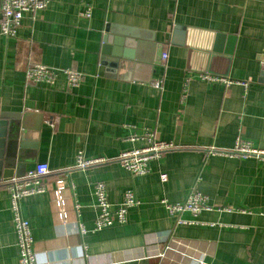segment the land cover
Masks as SVG:
<instances>
[{"label": "crops", "instance_id": "1", "mask_svg": "<svg viewBox=\"0 0 264 264\" xmlns=\"http://www.w3.org/2000/svg\"><path fill=\"white\" fill-rule=\"evenodd\" d=\"M47 1L14 38L0 34V264L19 260L6 184L40 163L45 191L17 202L37 264H264V160L208 152L237 139L264 151V0ZM210 33L234 36L232 54ZM29 66L58 74L27 83ZM65 70L82 75L77 86ZM146 133L175 149L134 176L117 158ZM79 156L108 163L63 176ZM98 183L113 208L126 191L139 205L94 231ZM193 193L208 207L196 216L162 204Z\"/></svg>", "mask_w": 264, "mask_h": 264}, {"label": "built area", "instance_id": "2", "mask_svg": "<svg viewBox=\"0 0 264 264\" xmlns=\"http://www.w3.org/2000/svg\"><path fill=\"white\" fill-rule=\"evenodd\" d=\"M47 0H0V34L6 39H12L16 36L18 29L21 26L24 15L35 13L46 8ZM160 62L166 60V54H162ZM70 87H75L82 79V75L76 71L65 70L62 72ZM56 71L43 66H29L25 72L27 83H53ZM206 81H214V77H203ZM145 138L147 145L138 150L126 151L119 154L117 163L124 170L130 172L134 176L144 175L148 171L149 163L162 156L163 153L175 149V145L170 142L156 141L152 133H146ZM211 154H217L229 157L249 158L253 157L259 160H264V151L252 148L248 143L237 139L234 146L230 150H218L211 148ZM108 159L105 158H82L77 157L75 163L64 170L62 175L65 176L72 171H83L88 168L106 164ZM50 174L48 166L44 163L37 164L32 171H29L19 179L10 180L6 184L11 196V204L13 210V222L18 235L19 260L18 264H37L36 257L32 249V240L28 223L22 219L17 208V202L26 196L43 193L45 191L43 178ZM63 176L55 181V188L52 192L54 202L57 208L58 217L60 220L66 218L63 211L65 205L66 186ZM165 180V176H161ZM95 197L98 208V215L94 222V231H100L112 224H123L126 219L127 211L139 205V201L134 197L131 191H126L123 194L121 203L113 208L107 196L106 187L102 183L95 186ZM162 204L166 207L170 214L189 212L196 216L202 210H207L206 199L198 193L189 195L188 199L183 203L169 205L165 201ZM179 223H185L180 222ZM190 223V222H189ZM81 232L84 229L81 228ZM166 249H169L166 247ZM195 264H207L201 259H196Z\"/></svg>", "mask_w": 264, "mask_h": 264}, {"label": "water", "instance_id": "3", "mask_svg": "<svg viewBox=\"0 0 264 264\" xmlns=\"http://www.w3.org/2000/svg\"><path fill=\"white\" fill-rule=\"evenodd\" d=\"M179 29L180 28L175 27V32L179 31ZM210 36H211V39H212V37H214L215 40H216V42H215V50H218L217 47H218L219 44L222 43L223 40H228L229 43H230V47L228 48V50H226V52L228 54H230V55L232 54V52H233L234 36H231V35H228L227 36V35L220 34V33L219 34H217V33H210ZM127 56L129 57V55H127ZM155 60L158 61L159 58L156 57ZM259 61L264 64V55H262L261 58H259ZM258 81L260 83H264V70H263V72H261Z\"/></svg>", "mask_w": 264, "mask_h": 264}, {"label": "trees", "instance_id": "4", "mask_svg": "<svg viewBox=\"0 0 264 264\" xmlns=\"http://www.w3.org/2000/svg\"><path fill=\"white\" fill-rule=\"evenodd\" d=\"M102 165V164H101ZM97 166H99V165H97Z\"/></svg>", "mask_w": 264, "mask_h": 264}]
</instances>
